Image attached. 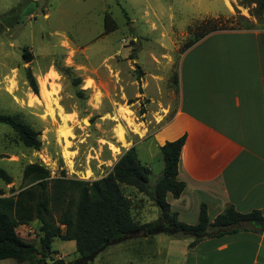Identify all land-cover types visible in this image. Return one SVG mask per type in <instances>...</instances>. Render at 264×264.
<instances>
[{"label": "rangeland", "instance_id": "obj_1", "mask_svg": "<svg viewBox=\"0 0 264 264\" xmlns=\"http://www.w3.org/2000/svg\"><path fill=\"white\" fill-rule=\"evenodd\" d=\"M232 6L225 0H0V113L17 116L42 141L39 149L27 147L10 126L0 123V166L12 176L9 184L0 179V196L31 185L24 178L29 163L47 167L50 178L95 180L112 171L139 140L136 132L150 141L163 123L162 105H171L164 121L174 113L177 66L188 44L214 25L264 27V0H232ZM106 14L114 21L111 31ZM26 53L32 60L25 61ZM66 67L82 79L79 87L59 70ZM27 68L37 81V94ZM42 82L52 95L54 113L41 94ZM77 88L85 90L83 97ZM118 126L124 128L126 143L117 136ZM62 131H68L66 138ZM136 148L151 168L153 188L163 174L162 156L149 142ZM120 187L137 222L160 216L159 206L145 193ZM39 227L35 219L16 230L41 252ZM139 237L144 236L107 246L88 264H178V253L168 257L164 242ZM51 249L48 263L62 258L74 264L79 257L74 240L55 238ZM0 264L33 263L6 258Z\"/></svg>", "mask_w": 264, "mask_h": 264}, {"label": "crops", "instance_id": "obj_2", "mask_svg": "<svg viewBox=\"0 0 264 264\" xmlns=\"http://www.w3.org/2000/svg\"><path fill=\"white\" fill-rule=\"evenodd\" d=\"M176 79L173 115L164 121L171 105H162L163 123L150 141L136 132L133 143L159 150L186 135L178 173L186 186L178 198L168 193L171 210L189 224L197 223L201 204L212 221L229 205L241 213L261 211L264 218V27L206 34L182 53ZM139 239L164 242L168 257L178 253V264H264V219L193 246L188 235Z\"/></svg>", "mask_w": 264, "mask_h": 264}, {"label": "trees", "instance_id": "obj_3", "mask_svg": "<svg viewBox=\"0 0 264 264\" xmlns=\"http://www.w3.org/2000/svg\"><path fill=\"white\" fill-rule=\"evenodd\" d=\"M113 24L114 21L106 14V29L113 30ZM221 29L224 28L214 25L200 38L191 41L187 48L206 34ZM24 56L26 62L32 60L29 53ZM59 70L68 74L73 85L79 87L82 79L73 76L70 67ZM27 80L37 94V81L30 68H27ZM76 94L83 97L85 90L77 88ZM0 123L10 126L25 146L34 149L41 147L39 133L17 116L0 113ZM185 139L184 134L159 146L164 170L153 188L149 183L151 169L138 157L135 145L123 152L112 171L95 180L50 178L47 167L41 163H29L24 169V178L31 185L15 195L0 196V260L13 258L29 260L33 264H66L62 258L47 262V257L53 252V240L60 238L75 241L79 257L74 264H88L107 246L128 237H148L159 233L188 235L194 237L191 242L193 246L205 236L234 232L245 222L264 219L261 211L241 213L229 205L212 221L206 204H201L197 223L179 220L177 212L170 208L167 195L172 193L173 197L178 198L186 186L184 181L178 180ZM0 179L6 184L12 182V176L1 166ZM121 184L133 186L149 196L159 206L160 217L139 224L132 216L130 201L122 191ZM35 219L40 221L42 257H39L41 252L36 246L21 238L16 230L19 225Z\"/></svg>", "mask_w": 264, "mask_h": 264}, {"label": "bare ground", "instance_id": "obj_4", "mask_svg": "<svg viewBox=\"0 0 264 264\" xmlns=\"http://www.w3.org/2000/svg\"><path fill=\"white\" fill-rule=\"evenodd\" d=\"M225 3H226V5L228 6V8H232L233 6H232V0H225ZM54 73V72H53ZM58 75V74H57ZM89 84L91 83L90 81L88 82ZM42 84V92H41V94H42V96L43 97H45L46 98V100H47V102H48V104H49V107H50V112L51 113H54L53 112V108H52V103H51V101H52V95H51V93H49L50 92V90H49V92L47 91V90H45V83L44 82H42L41 83ZM90 86V85H89ZM56 107V106H55ZM58 107V106H57ZM129 113V112H128ZM127 113V114H128ZM86 122L88 121L87 119L85 120ZM67 134H68V131H62V136L64 137V138H66L67 137ZM117 136L119 137V140L120 141H122L123 143H126L127 141H126V138H125V133H124V128L123 127H120V126H118V128H117Z\"/></svg>", "mask_w": 264, "mask_h": 264}]
</instances>
